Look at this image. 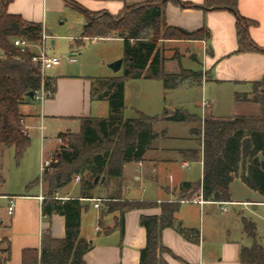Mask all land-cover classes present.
<instances>
[{
	"label": "trees",
	"instance_id": "obj_1",
	"mask_svg": "<svg viewBox=\"0 0 264 264\" xmlns=\"http://www.w3.org/2000/svg\"><path fill=\"white\" fill-rule=\"evenodd\" d=\"M12 0H0V145L14 148L19 160L30 145V137L20 112L23 104L32 102L29 92L41 85L42 75L31 61L33 49L15 46L17 38L36 43L42 36V25L29 22L19 15L9 14L7 6ZM67 5L84 16L83 39L117 38L122 41V75L96 79L93 96L105 99L108 105L106 117H82L75 134L59 133L62 142L53 151L50 170H44L41 182L47 183L42 201V214L64 217L65 234L61 239L47 232L41 237L39 249H25L21 264H87L83 256L92 248V242L80 235L81 198H92L91 192L101 183L120 180L123 165L140 161L155 138L153 126L158 121L197 123L190 133L198 137V147L182 150L184 159L202 161V178L195 183L184 182L181 190L189 194L179 198L189 200L200 191L203 200L217 203L231 200L229 186L234 178L264 199V75L251 83L247 93H235L236 102L257 104L258 112L231 117H206L200 119L183 110H167L158 116L137 111L135 118H123L124 84L129 79L160 80L164 89H174L183 82L198 85L201 71L184 69L166 72L165 57L158 48L159 40H208L205 27L186 31L165 22V5L172 2L180 7H197L181 0H148L125 4L116 14L89 12L75 1L65 0ZM204 11L228 10L235 16L237 48L234 53L255 52L264 54L249 36V27L255 21L241 16L237 0H203ZM176 58V57H175ZM177 59V58H176ZM44 86L54 93L55 83L44 76ZM88 178H84V174ZM79 178V197L58 199V191ZM95 178H98L94 182ZM103 180L101 181V179ZM179 201L151 202L122 200L118 193L103 201L106 213L116 212L115 227L123 235L124 215L134 209L157 205L159 215H140L139 224L145 229V245L139 250L138 264H166L163 254L171 251L161 242L164 228L175 229L185 240L198 242L199 231L183 228L175 220ZM101 225V219L99 221ZM242 232L251 240L249 246H241L239 264H264V246L256 240V225L241 218ZM103 232L107 234L108 228ZM0 264L10 259L6 240L0 241ZM174 256V255H172Z\"/></svg>",
	"mask_w": 264,
	"mask_h": 264
},
{
	"label": "crops",
	"instance_id": "obj_2",
	"mask_svg": "<svg viewBox=\"0 0 264 264\" xmlns=\"http://www.w3.org/2000/svg\"><path fill=\"white\" fill-rule=\"evenodd\" d=\"M73 1L89 12L116 14L125 4L142 3L148 0ZM181 1L194 4L197 7H180L172 2H167L164 14L165 22L186 31L205 27L209 32L208 40H171V42H176L177 45L174 46L189 47L191 52L197 46L201 53V70L206 72L207 77L198 85L189 84L188 88L200 90L203 96L201 110L204 118L222 117L214 115L213 108L214 104L220 100L219 92L223 88L227 93V101L228 96L231 95L229 117L256 114L258 112L257 104L235 102L234 95L235 93H247V97H249L251 83L261 79L264 75V54L234 53L237 48L235 16L228 10L204 11L199 7L203 0ZM66 6L69 5L65 0H12L7 6V12L19 15L26 21L40 23L43 33L48 39L51 36L50 17L60 13ZM237 10L241 16L255 21V25L249 27V36L258 46L264 47V0H237ZM80 37L81 35L73 40ZM98 40L99 38L92 43H96ZM53 42L51 40V43ZM32 49L36 50V48ZM166 68V72H178L179 65L171 64ZM48 77L54 80V93L42 104L32 101L20 107L29 137L31 129L39 130L41 156L43 155L42 145L45 140L52 137L50 136L52 132L56 133L54 137L57 138L59 133H64L71 126L79 127L80 118L103 117L107 113V105H104L106 100L93 96L95 87L93 80L80 74H57ZM185 85L186 83L183 82L170 91ZM99 100L102 105H95V102ZM40 123L44 126L42 131L39 129ZM190 128L189 140H192L194 138L190 133ZM46 131H49V134L45 135ZM153 131L156 136L143 158L140 161L125 163L120 180L101 183L92 190V198L80 199L83 206L80 216V235L92 242V248L83 256L87 264H138L139 250L145 245V229L140 226L139 217L140 215L160 214V208L157 205L128 211L124 215L121 237L119 228L115 227L117 213H106L103 202L95 208L93 199H108L118 193L122 200L128 201L156 204L174 202L189 194V191L185 193L181 190L182 183H195L202 178V161L191 162L184 159L181 153L182 150L196 147L183 143L177 134H170L167 129L158 132L153 128ZM59 145L57 144L56 148ZM192 163L199 165L197 180H192L186 174ZM235 179L229 186L231 200L226 204L225 211L221 209V205L223 207L225 204H221L219 207L217 202L203 200L200 191L194 192L189 200L179 201V208L174 215L175 220L180 222L183 228L197 229L199 240L196 243L187 241L175 229L164 228L161 231V242L174 255L163 254L166 264H239L238 253L241 246L230 238L227 239V235L229 236L230 233L227 221L224 223L226 238L221 242V252L219 254L212 251L205 252L203 245L205 234L217 229L218 208L224 216H228L229 205H251L253 209H256L258 205L264 204V199L249 188L248 192L250 193H245V196L253 195V198H256L254 194L257 193L260 199H236V196L232 194L235 188ZM3 182L4 178L0 175V241L6 240L10 248V259L5 264H21L23 250H38L44 233L48 232L53 238L64 237V217L59 214H52L50 217L42 214L41 206L44 199L42 183L39 184L38 190L6 192L1 191ZM74 182L78 185V182ZM70 184L61 188L55 197L58 199L79 197V186L70 188ZM9 205L13 206L11 214L7 212ZM89 206L96 210L89 215L91 234L83 227V217L88 214ZM100 219L101 225L99 224ZM96 226H99L100 230H97ZM104 228L109 229L107 234L103 232Z\"/></svg>",
	"mask_w": 264,
	"mask_h": 264
},
{
	"label": "rangeland",
	"instance_id": "obj_3",
	"mask_svg": "<svg viewBox=\"0 0 264 264\" xmlns=\"http://www.w3.org/2000/svg\"><path fill=\"white\" fill-rule=\"evenodd\" d=\"M49 22L51 26V36L48 37L45 42L46 52L57 56L60 59V63L57 66L47 69L45 71L46 75L80 74L93 81L99 78L119 77L122 75V68L113 71L110 67L112 63L123 57L122 41L120 39H99L96 43H92L90 39L87 38L83 39L80 44L75 42L73 39L78 38L83 32L85 19L82 13L70 6L64 7L60 13L52 15ZM51 40L54 42L51 43ZM174 45H177L176 42H171V40L158 41V48L165 57L163 65L164 70L171 64H178L185 69L201 71L202 80H204L207 75L205 71L201 70V53L199 49H197V46L194 47V49H192L193 52H191L189 47ZM71 55H75L76 62L70 63L68 61ZM184 83H186V85L182 86V88L170 91V89H164L160 80L139 78L125 81V108L123 111V118H135L137 116V111L149 116H160L165 109L170 111L180 109L195 117L204 119L201 110L203 96L200 90H190L188 88L189 84L187 82ZM219 96L220 100L214 104L213 114L229 117L231 114V95L228 96L227 101V93L225 88H223L220 90ZM100 101L101 100L95 102V105H102ZM104 105H107V101ZM107 115L108 105L107 113L103 115V117ZM190 124L192 127H197V123ZM190 124L189 122L169 123L158 121L154 124L153 128L158 132L167 129L170 134H177L180 137V141L183 143L198 147V137L196 135L191 134L194 139L189 140ZM78 130V126H71L70 129L64 133L73 135L77 133ZM47 134H49V131L45 132V135ZM39 135V130L31 129L30 145L19 160L15 158L14 148H5L0 145V150L2 151L0 154V175L4 178L1 191L24 192L38 190L40 183H42L43 191H46L47 183L44 181L41 182L42 174L40 163L42 156L48 157L50 152L52 155L54 148L60 143H58L57 139L54 137L56 133L52 132L50 135L52 137L45 140L42 145L43 155L41 156V139ZM198 169L199 165L197 163H192L190 169L186 172L187 176L192 180H197ZM83 176L84 178H88L86 173ZM234 181L235 188L232 194L236 196V199H260V196L257 193L254 194V192L253 194L256 195V198H253L254 196L252 194V196H245V193H250L248 192L250 190L244 186L240 179L236 178ZM100 184L101 182L99 181L98 185ZM78 186L79 185H76L74 181L70 184V188H78ZM102 200L105 201V199ZM228 208L229 217L224 216L218 208L216 217L217 229L216 231L212 230L205 234V243L203 244L205 252L212 251L216 254L221 252V242L226 238L225 221H227V228L230 231L229 236L227 235V239L230 238L233 242L238 243L239 246H249L252 240L242 232V217L255 223L256 240L259 244L264 246V204L258 205L256 209H253L251 205H229ZM95 211L96 210L89 206L88 214L83 217V227H85L89 234H91L89 215L93 214ZM0 247H3V244Z\"/></svg>",
	"mask_w": 264,
	"mask_h": 264
},
{
	"label": "built area",
	"instance_id": "obj_4",
	"mask_svg": "<svg viewBox=\"0 0 264 264\" xmlns=\"http://www.w3.org/2000/svg\"><path fill=\"white\" fill-rule=\"evenodd\" d=\"M46 39H47V36L42 32L41 39L37 41L36 43H30L24 39H19V38L13 41L15 46H18L21 48H30V49L36 48V50L33 51V54L31 55V61L34 63V65H36L39 68L40 73L42 75V81H41L40 87L32 91L33 95L31 99L34 103H38V104H42L46 99H48L53 94L50 88L44 86L43 77L45 76V71L54 66H57L60 63V59L57 56L48 54L46 52V47H45ZM96 40L97 38L90 39L91 42H95ZM68 61L70 63L75 62L76 61L75 55H71L68 58ZM39 129L40 131L44 129V126L42 125V123H40ZM56 139L58 143L61 144L62 142L61 137L58 136ZM51 162H52L51 152H50V155H48V157L42 156V160L40 163L41 174L43 173L44 170H50ZM74 181L78 182L79 178L75 177ZM93 200H94L93 206L95 208H97L100 205V203L103 201L102 199H93ZM218 204H219V207L221 204H225V206L223 207L221 205V209L225 211L226 204H228V202H221ZM12 209H13V206L9 205L8 210H7L8 214H11ZM96 229L100 230V227L96 226Z\"/></svg>",
	"mask_w": 264,
	"mask_h": 264
},
{
	"label": "water",
	"instance_id": "obj_5",
	"mask_svg": "<svg viewBox=\"0 0 264 264\" xmlns=\"http://www.w3.org/2000/svg\"><path fill=\"white\" fill-rule=\"evenodd\" d=\"M121 64H122V59H119V60L115 61L114 63H112L110 65V67L112 68L113 71H117V70H119L121 68ZM32 95H33L32 92H29L27 94V96L29 98H32ZM102 180H103V178H102ZM96 181H97V178H95L94 182H96Z\"/></svg>",
	"mask_w": 264,
	"mask_h": 264
}]
</instances>
